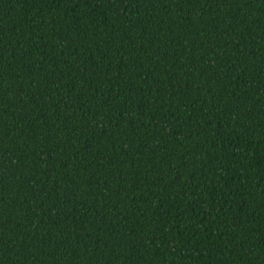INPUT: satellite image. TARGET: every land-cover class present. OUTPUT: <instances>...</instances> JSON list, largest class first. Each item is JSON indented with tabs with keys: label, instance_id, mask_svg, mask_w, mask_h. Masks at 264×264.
<instances>
[{
	"label": "trees",
	"instance_id": "obj_1",
	"mask_svg": "<svg viewBox=\"0 0 264 264\" xmlns=\"http://www.w3.org/2000/svg\"><path fill=\"white\" fill-rule=\"evenodd\" d=\"M0 264H264V0H0Z\"/></svg>",
	"mask_w": 264,
	"mask_h": 264
}]
</instances>
